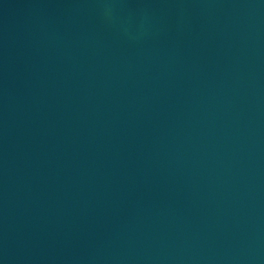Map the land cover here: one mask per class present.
<instances>
[{
	"label": "water",
	"instance_id": "obj_1",
	"mask_svg": "<svg viewBox=\"0 0 264 264\" xmlns=\"http://www.w3.org/2000/svg\"><path fill=\"white\" fill-rule=\"evenodd\" d=\"M0 264H264V0H0Z\"/></svg>",
	"mask_w": 264,
	"mask_h": 264
}]
</instances>
